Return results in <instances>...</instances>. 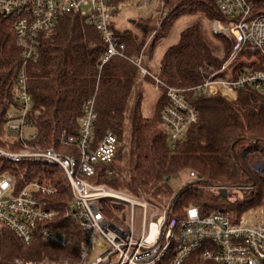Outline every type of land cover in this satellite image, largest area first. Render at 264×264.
I'll use <instances>...</instances> for the list:
<instances>
[{"label":"trees","instance_id":"obj_1","mask_svg":"<svg viewBox=\"0 0 264 264\" xmlns=\"http://www.w3.org/2000/svg\"><path fill=\"white\" fill-rule=\"evenodd\" d=\"M142 1L110 0L112 13L118 14L129 4L139 6ZM256 7L264 9V0H256ZM163 10L164 17L158 26H153L149 16L138 18L133 24L136 31L119 30L112 21L113 33L124 44V50L122 56H112L104 64L101 59L106 53V42L94 25L78 13L60 15L52 28L40 33L39 45L25 69L32 99L29 118L37 134L32 144L43 149L68 150L69 147L59 143V137L77 134L83 105L94 99L96 143L105 133L112 132L117 136L118 146L113 160L98 165L90 181L151 199L170 192L168 181L172 176L191 170L196 173L197 180L182 186L175 194L172 208L176 215L184 214L185 209L193 205H200L202 214L228 211L216 204L217 200L227 198L206 186L254 185V190L244 192L241 201L234 203L230 210L242 214L258 207L264 198V179L250 167L255 156H245L251 150L264 154V92L245 86L237 91L235 100L228 101L219 93L206 95L192 89L210 76L222 75L217 71L230 51L229 41L220 58L211 57L197 45V23L194 21L180 33L178 42L163 52L157 72L144 64L166 85L184 90L183 97L200 114L175 147H171L161 129V114L168 103L163 87L159 88L162 95L153 117L141 113L140 88L133 105L129 104L139 71L133 61L142 51L144 53L150 31L154 30L155 36L150 45L149 60L157 42L168 35L179 16L191 14L224 22L214 0H163ZM243 53L248 58L256 56L247 50ZM21 54L11 21L0 13V148L11 151L22 148L5 129L6 111L16 105L14 87L22 63ZM242 66L244 64L240 63ZM248 67L259 68L258 65ZM144 78L155 87L151 75ZM124 146H127L126 152H123ZM4 171L13 174L18 183L35 177L53 181L56 194L49 200L56 202L59 210L60 205L69 200L67 180L56 167L26 160L12 163L0 158V173ZM227 200L234 202L231 198ZM58 222L61 229L67 230L70 239L65 248L40 239L25 245L11 230L0 225V264H15V259L77 257L81 246L80 232L72 222L61 219ZM181 264L213 263L193 253Z\"/></svg>","mask_w":264,"mask_h":264},{"label":"built area","instance_id":"obj_2","mask_svg":"<svg viewBox=\"0 0 264 264\" xmlns=\"http://www.w3.org/2000/svg\"><path fill=\"white\" fill-rule=\"evenodd\" d=\"M214 1L226 24L214 20L213 30L223 35L231 47L217 71L222 75L210 76L192 89L206 95L219 93L228 101L235 100L237 91L245 86L264 92V9H257L256 0ZM149 2L143 0L140 5L144 7ZM70 12L85 17L106 42L101 64L112 56H122L124 44L111 28L110 0H0V13L11 21L16 44L22 49V63L14 87L16 105L5 114V129L22 148L18 151L0 148V158L12 163L26 160L56 167L63 172L70 191L69 200L60 205L59 210L56 202L49 200L56 194V186L50 179L35 177L18 183L10 172H1L0 225L11 230L25 245L40 239L56 247H67L70 239L67 230L60 228V219L75 224L81 238L75 258L15 259V264H181L193 253L213 264H264V198L258 205L262 214L255 223L245 219L243 213L234 211L215 210L202 214L200 205L189 206L184 214L176 215L172 208L174 197L163 207L162 214L156 215L159 208L150 202L124 190L90 181L98 165L113 160L118 146L117 136L112 132L105 133L96 143L94 99L83 105L77 134L59 137V143L69 147L68 150L43 149L32 144L37 134L29 118L32 99L28 92L26 65L33 59L40 33L52 28L60 15ZM246 50L256 56L246 57L243 53ZM143 55L142 51L133 62L143 77L152 76L156 90L165 89L168 103L161 114V129L171 147H175L200 114L183 97L184 90L166 85L143 66ZM236 59H242L240 63L244 66L238 63L227 74ZM250 65L259 68L253 70L248 67ZM249 155L255 156L251 169L264 179V154L251 150L245 154ZM187 175L191 180L197 179L194 171L188 170ZM254 188V185H219L215 190H225L228 199L231 193L238 195L234 199H242L244 192ZM136 208L142 209L138 229L134 228L138 217ZM126 210L128 214L124 213ZM100 242L103 249L97 250L96 257L91 259V250Z\"/></svg>","mask_w":264,"mask_h":264},{"label":"rangeland","instance_id":"obj_3","mask_svg":"<svg viewBox=\"0 0 264 264\" xmlns=\"http://www.w3.org/2000/svg\"><path fill=\"white\" fill-rule=\"evenodd\" d=\"M141 5L136 6V4H129L124 8H122V10L118 14L113 15L112 13V18H113L112 21L114 22L115 27L122 31L126 29L136 31V28L133 25L134 22L138 20V18H146L148 16L151 18L152 20L151 23L153 24V26H158L160 20L162 19V17H164V13H165V11L163 10V0H150L149 4L145 5L144 7H141ZM194 21H196L197 23L195 30V34H196L195 38L197 45L200 48H202V50L211 54V57L220 58L224 53L226 42L228 40L223 35L221 34L219 35L214 32L211 20L205 18H198V16L196 15L186 14L179 16L174 21L168 35L157 42L154 51L152 52V56L150 60H149L150 45L155 36V31L152 30L149 32L146 38V44L144 46L145 51L143 53L144 55L142 60L143 66L144 64L146 66H150L151 69L157 72L159 60L163 52L171 45L177 43L180 37V33ZM223 24L226 23L223 22ZM241 61L242 59H236V61H234V63L231 65L227 74H230L232 72L231 68L235 67ZM224 76L225 75H223V78H226ZM139 88L142 92L141 113L145 117H153L157 113V102L160 99L162 92L156 90L152 82L149 79H145L140 74V71H138L136 88L133 91L129 101L130 106L133 105L137 93L136 91ZM128 110L129 111L127 112H130V109ZM126 150H127V146H124L123 152H126ZM196 180L197 179L194 180L189 179L187 175V171L182 172L178 175L172 176L169 179L168 186L171 193L166 192L163 194H159L151 199H149L146 196H139V197L134 195L133 196L140 200H146L150 202L152 205L157 206L159 209L155 212V214L161 215L163 207L172 201V197L175 196V194L182 188V186L195 182ZM215 187L216 186H206V188L211 190L212 192H216ZM235 196L238 195L231 193L229 196L234 200V202H232L231 200H227L228 199L227 198L226 200H217L216 204L218 207L230 211L234 203L241 201L240 197L234 199ZM136 212L138 214V217L134 222V228L138 229L140 226V216L142 214V209L136 208ZM124 213L128 214L127 210ZM261 214H262L261 207H257L255 208V210L250 208L243 212V217L247 219L250 223H255L259 220ZM102 244L103 243L100 242V244H98L96 247H94L91 250L90 252L91 259H94L96 257L97 250L103 249Z\"/></svg>","mask_w":264,"mask_h":264},{"label":"water","instance_id":"obj_4","mask_svg":"<svg viewBox=\"0 0 264 264\" xmlns=\"http://www.w3.org/2000/svg\"><path fill=\"white\" fill-rule=\"evenodd\" d=\"M223 197H226L227 196V194H226V191L225 190H221L220 192H219Z\"/></svg>","mask_w":264,"mask_h":264}]
</instances>
